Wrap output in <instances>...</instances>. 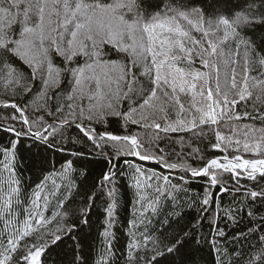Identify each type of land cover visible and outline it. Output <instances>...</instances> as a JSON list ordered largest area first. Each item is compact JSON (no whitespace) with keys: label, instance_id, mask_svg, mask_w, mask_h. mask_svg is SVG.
I'll return each instance as SVG.
<instances>
[{"label":"snow or ice","instance_id":"obj_1","mask_svg":"<svg viewBox=\"0 0 264 264\" xmlns=\"http://www.w3.org/2000/svg\"><path fill=\"white\" fill-rule=\"evenodd\" d=\"M238 9L240 0H0V108L11 109L0 124L9 136L0 144V264H44L72 238L73 212L86 215L67 207L79 191L77 153L31 180L25 140L28 150L60 152L87 142L107 159L84 202L105 197L98 262L75 240L70 264H175L189 242L207 243L213 264H264V38L248 35L264 26V0ZM110 118L125 134L107 130ZM202 140L221 154L192 147ZM186 176L203 178L202 192L189 197ZM121 187L132 200L118 252ZM205 222L210 231L197 238Z\"/></svg>","mask_w":264,"mask_h":264},{"label":"trees","instance_id":"obj_2","mask_svg":"<svg viewBox=\"0 0 264 264\" xmlns=\"http://www.w3.org/2000/svg\"><path fill=\"white\" fill-rule=\"evenodd\" d=\"M253 2V0H240V9L243 10L248 3ZM161 8H163V3H161ZM250 38L257 40L258 42L264 38V26L257 25L254 32L248 33ZM58 62V61H57ZM11 115V109L0 108V124L8 123L9 121L5 120L4 117ZM247 122V121H244ZM108 131H111L115 134H125V130L122 127V121L117 118H110L108 123L105 125ZM103 130V128H101ZM131 131H140V129L133 126ZM66 135L70 137H76L78 135V130L75 128L69 129L66 132ZM173 135H182V134H173ZM9 139V136L6 133L0 132V144L6 143ZM30 141L25 140L21 143V154L23 156V161L21 163V168L24 169V175L29 177L31 180H35L37 176L40 175L41 171L49 169L52 165L59 167V162L63 157H67L70 152H75L78 155L70 157L76 159L75 171L77 179L75 181L76 185L79 186V191H73L72 202L67 205L69 209L78 210L83 209L86 215H80L77 212L68 218L67 223H75L77 229L72 233L71 239H65L62 243L58 244L56 247L50 248L44 255L43 261L44 264H70L73 261V241H79V247L84 249V253L88 256L89 261L93 258L97 259V253L101 250V246L104 241L100 236V233L103 231V224L106 219L104 215V210L106 205L102 202L105 197L101 196L100 199L96 200L95 203H84L87 200V197L91 196L93 192L97 191L101 181L102 173L107 171L108 162L105 156H101L98 152H93L91 146L84 142L83 145L77 143L72 145L70 142L66 144L65 151L60 152L59 150H44L43 148H31L28 150ZM163 147V144H161ZM193 148L198 147L202 153H206L208 156L220 155L218 151H213L207 144V140H202L192 145ZM109 149H105L108 151ZM166 151H168L166 149ZM176 151H180L179 146L176 147ZM191 151V149H185V154ZM127 159H133L127 157ZM116 162L115 160L113 161ZM136 163H140L142 167L154 170L157 172H164L165 174L169 173V170L164 169L162 165L158 164L156 161H145L139 162L134 160ZM171 162H175V157H173ZM119 167H124V160L121 159L119 162ZM187 163L192 164L193 166H199V164L193 160H187ZM174 177L182 173L172 172ZM225 180H228L227 174L224 176ZM186 180H189V183L186 185L189 189V197H192L197 192H202V186L205 184L203 178L192 179L186 176ZM60 181L57 180V183ZM175 182V181H174ZM255 182L249 181L246 178L241 179V184L247 186H253ZM264 185V181H260ZM215 191L218 192V189ZM131 200H132V190L129 188L121 187L119 189V203L117 211L114 213L116 216L115 227L111 230L115 233L116 237V250L119 252L127 242L126 232L127 224L126 221L131 218ZM223 204L226 206L231 201L230 195H225L222 197ZM91 209L90 213L88 209ZM51 213H48L50 215ZM191 216H195V209L191 210ZM190 218V217H188ZM87 219V223L83 221ZM246 223V222H245ZM221 227H224L223 222L220 224ZM53 228L56 227V224L53 223ZM241 230L243 229V224L240 226ZM210 229L208 223L205 222L203 228L200 232L197 233V238L200 235H208ZM229 234H232V229H228ZM211 237L209 236V239ZM250 243L255 244V241ZM247 246V243L245 244ZM76 258H79V252L76 254ZM175 264H213L212 255L209 252L207 243H201L197 245L195 242H189L181 250L179 254L174 257Z\"/></svg>","mask_w":264,"mask_h":264}]
</instances>
